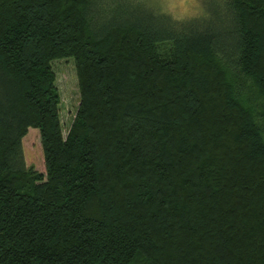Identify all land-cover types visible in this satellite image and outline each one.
<instances>
[{
  "label": "trees",
  "instance_id": "1",
  "mask_svg": "<svg viewBox=\"0 0 264 264\" xmlns=\"http://www.w3.org/2000/svg\"><path fill=\"white\" fill-rule=\"evenodd\" d=\"M204 6L0 0V264H264V0Z\"/></svg>",
  "mask_w": 264,
  "mask_h": 264
},
{
  "label": "rangeland",
  "instance_id": "2",
  "mask_svg": "<svg viewBox=\"0 0 264 264\" xmlns=\"http://www.w3.org/2000/svg\"><path fill=\"white\" fill-rule=\"evenodd\" d=\"M206 0H136L153 8L155 11L167 14L175 20H187L201 15ZM55 74V86L60 96V121L66 134L75 116L78 106V91L75 69L72 59L52 62ZM38 131L29 129L22 140V152L25 165L35 171L44 172L43 158Z\"/></svg>",
  "mask_w": 264,
  "mask_h": 264
}]
</instances>
